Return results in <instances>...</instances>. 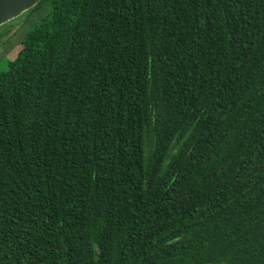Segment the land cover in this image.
Instances as JSON below:
<instances>
[{
	"label": "trees",
	"instance_id": "16d2710c",
	"mask_svg": "<svg viewBox=\"0 0 264 264\" xmlns=\"http://www.w3.org/2000/svg\"><path fill=\"white\" fill-rule=\"evenodd\" d=\"M48 1L0 64V264H264V0Z\"/></svg>",
	"mask_w": 264,
	"mask_h": 264
},
{
	"label": "rangeland",
	"instance_id": "374dc122",
	"mask_svg": "<svg viewBox=\"0 0 264 264\" xmlns=\"http://www.w3.org/2000/svg\"><path fill=\"white\" fill-rule=\"evenodd\" d=\"M48 0H40L34 6L24 10L19 15L0 25V64L5 61V55L13 58L18 50L21 37L49 12ZM16 47V48H15ZM15 49V51H13Z\"/></svg>",
	"mask_w": 264,
	"mask_h": 264
},
{
	"label": "water",
	"instance_id": "95a60500",
	"mask_svg": "<svg viewBox=\"0 0 264 264\" xmlns=\"http://www.w3.org/2000/svg\"><path fill=\"white\" fill-rule=\"evenodd\" d=\"M40 0H0V25L31 8Z\"/></svg>",
	"mask_w": 264,
	"mask_h": 264
}]
</instances>
